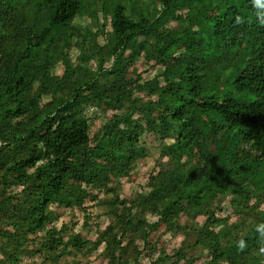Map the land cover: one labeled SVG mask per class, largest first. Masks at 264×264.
Listing matches in <instances>:
<instances>
[{"label":"trees","instance_id":"1","mask_svg":"<svg viewBox=\"0 0 264 264\" xmlns=\"http://www.w3.org/2000/svg\"><path fill=\"white\" fill-rule=\"evenodd\" d=\"M139 60L155 68L151 78ZM102 111L111 117L92 130ZM149 141L166 159L133 198L120 197V178L150 155ZM226 198L230 223L218 216ZM86 200L106 205L111 220L94 239L64 235L58 208L85 213ZM262 224L264 7L0 0V264L98 250L104 264H142V253L148 264H192L187 250L198 247L203 264H264ZM161 225L169 238L181 234L175 249L150 240Z\"/></svg>","mask_w":264,"mask_h":264},{"label":"rangeland","instance_id":"2","mask_svg":"<svg viewBox=\"0 0 264 264\" xmlns=\"http://www.w3.org/2000/svg\"><path fill=\"white\" fill-rule=\"evenodd\" d=\"M82 23H87V20L83 19L81 20ZM71 54L75 55L76 51L75 48L71 50ZM136 67L141 71V76L144 77V79H149L155 74V68L153 67H148V65L144 64L141 60H139L136 63ZM54 74L50 77L49 82L50 83H58V76L63 72V67L62 65H56L55 69L53 70ZM139 96H142L141 94H137ZM110 111H102V112H95V118L93 123H92V130H94L96 127H98L101 123L106 121L111 117ZM157 143L155 142H150L148 143L149 147V152L150 155L146 157L143 160H138L136 168L132 170L130 173L129 178L122 177L120 178L121 182V192L119 194L120 197H125L128 200L133 198L136 194V190L140 188V186L144 185L145 182L147 181L148 174L154 169L155 172H157V161L162 162L166 159V157L163 155L162 157L159 156L158 153V148H157ZM165 154V153H164ZM251 188L253 186L250 184ZM100 199L104 200L105 197L103 195H100ZM127 203H130L128 201ZM86 208V212L84 213L83 210L78 209V208H58V211H61L62 216L59 218L58 222H55V225L59 226L60 221L67 226V231L64 235H68L69 233H78L81 236L83 235H89L91 239H94L96 237V234L98 231L103 229L105 225L111 220V216L108 215H102L101 212L105 211L107 209L106 205L103 204H96L93 201H85L84 205ZM222 207V212H219L218 216L220 217H226L228 218L229 216H232V211L229 209V202L228 198L224 200V202L221 203ZM263 207V205H262ZM89 213V219L87 222L86 227H82L83 220H84V215ZM224 215V216H223ZM233 218L236 220V217L232 216V218L229 220L228 223H230ZM252 216L249 217V220H251ZM204 217L199 216L197 218L198 222L201 223L203 221ZM229 219V218H228ZM157 220V217L154 216L152 213L148 212L147 213V221L149 222H155ZM225 220V219H223ZM184 219L178 220L179 223H183ZM248 223V221L246 222ZM90 226L89 228H87ZM164 226H158L157 229L152 230L149 235H150V240H154L156 237H158V244L157 247L165 246L168 249H175L180 242L182 241V236L181 234L171 236L169 238V235L166 234ZM229 235H234L233 232L229 233ZM232 238V237H231ZM64 239H66V236H64ZM234 239V238H232ZM133 245H139V247H142V240L138 237L134 238ZM33 245V247H31ZM132 245V246H133ZM29 247L36 248L37 243H36V238L33 241V244H29ZM30 249V248H29ZM74 251V250H71ZM98 251L94 252H87L85 254H81L77 252L75 253H70V254H64L62 255L56 264H104L105 263V258L102 257ZM188 256H191L190 258L195 259L192 260V264H203L205 260L209 258L208 252L206 249L203 248H196V249H189L187 250ZM155 254V253H154ZM153 254V255H154ZM152 257L155 258L156 254ZM131 257L129 259L133 260L136 257V253L133 251L131 252ZM146 256V257H144ZM45 255L43 254H34L32 256H23L21 263L29 264L34 262L35 264H40L42 260L44 259ZM141 263L142 264H148L149 263V257L146 254H141ZM172 261V258H166L162 261H158L157 264H170ZM42 264H50L49 261H43ZM222 264H228L227 261H224Z\"/></svg>","mask_w":264,"mask_h":264},{"label":"clouds","instance_id":"3","mask_svg":"<svg viewBox=\"0 0 264 264\" xmlns=\"http://www.w3.org/2000/svg\"><path fill=\"white\" fill-rule=\"evenodd\" d=\"M253 3L257 8L264 7V0H253ZM257 231L260 232L261 237H264V224L259 225ZM238 247L239 249L243 250L246 247L245 242L240 240ZM261 251L264 252V248H261Z\"/></svg>","mask_w":264,"mask_h":264}]
</instances>
